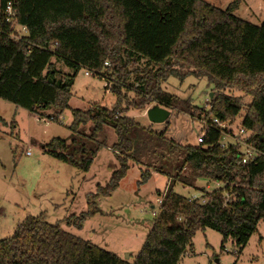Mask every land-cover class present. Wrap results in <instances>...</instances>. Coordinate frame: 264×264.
I'll return each mask as SVG.
<instances>
[{
    "label": "trees",
    "instance_id": "1",
    "mask_svg": "<svg viewBox=\"0 0 264 264\" xmlns=\"http://www.w3.org/2000/svg\"><path fill=\"white\" fill-rule=\"evenodd\" d=\"M5 1L0 0V13ZM13 3L17 23L25 25L27 33L15 40V27L0 21V99L30 114L52 108L49 116L57 118L69 108L77 69L94 74L108 69L115 77L110 92L116 101L110 108L93 103L86 110L71 109L72 143L85 155L77 159L59 137L42 146L45 154L86 172L105 142H98L97 136L105 127L116 136L111 148L118 167L104 186L87 196V209L66 223L80 228L93 216L97 197L117 188L129 161L146 167L138 184L148 180L153 168L169 179V186L157 192L161 205L132 262L48 223L40 214L27 216L12 236L0 240V264H178L191 249L195 232L205 228L219 232L222 244L231 238L244 246L264 221V156L242 164L237 147H221L219 130L210 126L198 136V145L177 144L165 137L164 128L145 127L125 112L154 102L206 122H232L244 106L239 97L224 93L233 88L250 97L239 128L248 131L251 144L264 152V18L256 26L236 16L240 0L224 9L206 0ZM53 56L75 72L60 74L50 62ZM132 65L135 69L129 68ZM190 74L206 78L215 90L206 111L160 87L170 76L183 80ZM125 85L135 91L132 100L127 101ZM87 123L91 130L82 134ZM167 156L175 160L166 163ZM186 168L188 175L183 173ZM196 178L225 185L208 191L195 186ZM175 183L194 187L206 201L178 194Z\"/></svg>",
    "mask_w": 264,
    "mask_h": 264
},
{
    "label": "rangeland",
    "instance_id": "2",
    "mask_svg": "<svg viewBox=\"0 0 264 264\" xmlns=\"http://www.w3.org/2000/svg\"><path fill=\"white\" fill-rule=\"evenodd\" d=\"M206 1L224 9L232 0ZM234 14L259 26L264 18V0H240ZM50 62L62 75L75 72L55 56ZM129 68L135 69L133 65ZM85 71V68L76 70L69 108L56 121L48 120V116L54 113L52 108L30 114L0 99V240L12 236L16 225L27 216L43 214L48 223L58 224L65 231L132 262L151 226L152 214L157 211V192H164L169 186V179L150 168L148 180L138 184L146 167L129 161L117 188L108 195L97 197L98 211L78 228L67 224L66 219L78 216L87 209V196L95 193L98 185L104 186L119 165L111 148L116 141L115 133L112 128L105 127L97 136L98 142H105L99 147L86 172L45 154L42 148L52 138L59 137L66 140L67 152L79 159L85 153H79L81 146L72 143L74 135L68 128L72 121L71 109L86 110L93 103L110 108L115 103V96L110 92L115 77L110 75V70H105L107 74L102 72L105 74H102V78L86 76ZM129 79L133 83L134 73L129 75ZM126 85L125 94L129 101L135 97V91ZM160 87L205 111L210 108L209 103L215 93L206 78L193 74L183 80L170 76L160 83ZM224 93L239 97L244 104L232 124H229L237 129L250 97L233 88L225 89ZM153 105L154 102H147L142 108H129L125 114L156 131L164 128L165 137L177 144L198 145V136L204 129L200 119L195 115L169 110L165 122L152 123L145 112ZM41 116L46 119H40ZM90 130L91 123H87L80 132L88 134ZM84 144L86 148L89 147L87 141ZM170 160L174 161L175 158H165L166 163ZM189 170L186 168L183 173L188 175ZM194 183L208 191L225 185L203 178H196ZM173 189L187 197L201 194L194 187H183L179 183H175ZM191 243V249L186 251L178 264H264V221L258 223L257 231L242 247L231 238L222 244L221 234L209 228L197 230Z\"/></svg>",
    "mask_w": 264,
    "mask_h": 264
},
{
    "label": "built area",
    "instance_id": "3",
    "mask_svg": "<svg viewBox=\"0 0 264 264\" xmlns=\"http://www.w3.org/2000/svg\"><path fill=\"white\" fill-rule=\"evenodd\" d=\"M0 21L11 24L15 27L17 30V34L13 35L12 38L15 40L20 39L23 35L27 33V28L25 25H19L17 23L16 18V11L14 8L13 0H6L0 13ZM104 66H108V63L105 62ZM86 69V68H85ZM86 76L93 75L102 78V72L95 73L89 69H86L84 72ZM59 117V116H58ZM58 117L55 118L53 115L48 117V120L50 121H56L58 120ZM40 119L45 120L46 118L44 116H41ZM203 124V128L210 126L212 128L218 129L220 132V145L221 147H228L230 145H233L237 147V150L239 152L240 160L242 164H248L253 161H255L259 156H264V152L261 150L256 149L251 142L249 141L250 133L248 131H245L242 128H239V125L237 129L231 128L229 124L231 125V121H225L221 122L217 118H211L210 122H206L203 119L199 120ZM204 133V132H202ZM28 154V152L26 153ZM191 199H199L201 203H204L206 201L205 197L199 196H191ZM162 202V195L157 198L158 207L161 205ZM158 211V208H157ZM157 211L153 212V216L157 213Z\"/></svg>",
    "mask_w": 264,
    "mask_h": 264
},
{
    "label": "water",
    "instance_id": "4",
    "mask_svg": "<svg viewBox=\"0 0 264 264\" xmlns=\"http://www.w3.org/2000/svg\"><path fill=\"white\" fill-rule=\"evenodd\" d=\"M211 96V95H210ZM147 118L152 123H163L169 116V110L160 105H153L149 107L145 112Z\"/></svg>",
    "mask_w": 264,
    "mask_h": 264
}]
</instances>
